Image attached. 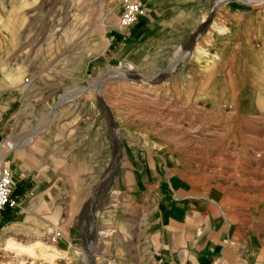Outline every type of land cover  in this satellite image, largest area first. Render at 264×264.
Segmentation results:
<instances>
[{"label":"rangeland","instance_id":"obj_1","mask_svg":"<svg viewBox=\"0 0 264 264\" xmlns=\"http://www.w3.org/2000/svg\"><path fill=\"white\" fill-rule=\"evenodd\" d=\"M209 1L170 48L115 34L123 0H0V140L41 149L0 237L20 220L10 238L57 249L3 241L0 264H160L179 201L232 263L264 264V0Z\"/></svg>","mask_w":264,"mask_h":264},{"label":"crops","instance_id":"obj_2","mask_svg":"<svg viewBox=\"0 0 264 264\" xmlns=\"http://www.w3.org/2000/svg\"><path fill=\"white\" fill-rule=\"evenodd\" d=\"M142 1L146 7L145 14L127 29H121L118 21L113 28L115 34L123 37L128 35L132 40L139 36L158 41L169 40L171 45H167V47L170 46V48H178L177 44L185 40L196 27L204 22L210 2L209 0ZM114 37V35L111 37L110 44L115 41L114 50H116L118 41L114 40ZM161 47L166 48L163 45ZM112 55L113 53L110 52L109 58H112ZM1 87L0 85V90ZM2 97L0 96V106L3 102ZM1 141L3 142L5 139L2 138ZM10 145L12 149L10 148L9 153L11 152V154H8L7 164L11 169H14V176L22 183L18 188L23 189L21 195L23 196L35 186L33 179H30L28 175L31 170L28 161L31 158H37L38 154L40 156L41 149L34 154V152L19 148L22 143L20 146L17 143ZM174 209L175 224L172 225L173 234L171 235L170 248L162 256L160 264H234L222 253L224 246L221 245V241L211 240L209 235L198 233V223H189V218L202 209L201 204L192 201H179ZM177 224L183 226H177Z\"/></svg>","mask_w":264,"mask_h":264},{"label":"built area","instance_id":"obj_3","mask_svg":"<svg viewBox=\"0 0 264 264\" xmlns=\"http://www.w3.org/2000/svg\"><path fill=\"white\" fill-rule=\"evenodd\" d=\"M146 7L142 0H123V8L119 17L121 29H127L145 14ZM4 143L0 142V228L4 213L7 208L14 209L19 204L13 197L15 191V176L11 167L7 164V154L3 149ZM59 230L51 233L50 241L56 242Z\"/></svg>","mask_w":264,"mask_h":264},{"label":"bare ground","instance_id":"obj_4","mask_svg":"<svg viewBox=\"0 0 264 264\" xmlns=\"http://www.w3.org/2000/svg\"><path fill=\"white\" fill-rule=\"evenodd\" d=\"M219 1V3H222L223 1H228V0H218ZM218 3V4H219ZM218 7V6H217ZM216 7V8H217ZM217 10V9H216ZM212 17H210V19H211ZM210 19H205L204 21V24L201 26V30H199V31H201V32H203V30L211 23V20ZM198 31V30H197ZM200 32V33H201ZM198 33V32H197ZM199 34V33H198ZM203 34V33H202ZM200 35V34H199ZM193 36H194V34H193ZM196 36V35H195ZM197 37H198V35H197ZM192 39V38H191ZM195 39H196V37H195ZM198 39V38H197ZM190 40V39H189ZM193 41V40H192ZM196 41V40H195ZM188 42V41H187ZM192 42H190V44H191ZM195 43V42H194ZM186 46H188L187 44H186ZM194 46V45H193ZM189 48V47H188ZM192 48V47H191ZM194 48V47H193ZM192 48V49H193ZM191 49V50H192ZM191 50H189V51H191ZM186 53H188V52H186ZM190 53V52H189ZM173 63V62H172ZM171 65V64H170ZM169 68V67H168ZM176 68V65H173V66H171V70L170 69H165V71H164V73L162 74L161 73V75L159 76H155V78H154V75H153V77L152 78H150L149 79V81H151L152 80V82H158V81H161V80H163V79H165L167 76H168V74L170 73V72H172L174 69ZM135 73H138V72H135ZM139 74V73H138ZM137 74V75H138ZM159 74V73H158ZM129 76V75H128ZM131 76H132V74H131ZM134 76V75H133ZM130 77V76H129ZM138 77V76H137ZM137 77H135V78H137ZM143 77H145V76H143ZM133 78V77H132ZM140 78V77H139ZM146 78H147V76H146ZM146 78H144V80L146 79ZM140 80H141V78H140ZM147 80V79H146ZM148 81V80H147ZM106 107V109H107V114H108V116H109V118L111 119V110L108 108V106H105ZM114 117V116H113ZM114 128V127H113ZM115 130L116 131H118L117 130V128H116V126H115ZM115 131V132H116ZM118 137V136H117ZM255 176V175H254ZM252 178V177H251ZM260 180V179H259ZM255 181V180H254ZM216 202V201H215ZM216 204H218L217 202H216ZM219 205V204H218ZM220 206V205H219ZM221 207V206H220ZM20 220H17V221H15V222H12V223H10L9 225H7L4 229H3V234H2V237H0V242H3L4 241V245H5V247L7 248V249H10V250H13V251H16V252H19V253H25V254H27L28 256H36V255H38V252L40 251V252H42L43 254L44 253H47L48 255H51V256H53L54 257V255H55V252L57 251V249H56V247L54 246V245H49V244H46V243H44L43 242V240L41 241V240H37L36 241V243L34 242V244L33 245H30V244H25V243H20V242H17V241H15L14 239H12V238H10L9 237V235H11L12 233H14V231L17 229L16 227H17V222H19ZM21 224V223H20ZM19 229V228H18ZM40 230V229H39ZM18 232V231H17ZM1 244V243H0ZM59 251V250H58ZM90 251V250H89ZM59 254V253H58ZM51 256H50V258H51ZM87 256H89V254L87 255ZM38 257V256H37ZM49 257V256H48ZM52 257V258H53ZM88 263H91V264H99V262H98V260H97V257H96V254L94 253V252H92V251H90V256H89V260H88ZM12 264V263H11ZM20 264V263H19Z\"/></svg>","mask_w":264,"mask_h":264}]
</instances>
